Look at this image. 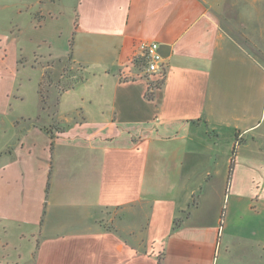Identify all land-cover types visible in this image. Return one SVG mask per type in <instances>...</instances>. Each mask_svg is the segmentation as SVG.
<instances>
[{"label": "crops", "instance_id": "1", "mask_svg": "<svg viewBox=\"0 0 264 264\" xmlns=\"http://www.w3.org/2000/svg\"><path fill=\"white\" fill-rule=\"evenodd\" d=\"M67 3L82 76L52 115L36 92L0 123V242L32 264H214L227 236L225 264H264V0H68L32 31ZM141 42L166 66L151 90Z\"/></svg>", "mask_w": 264, "mask_h": 264}, {"label": "rangeland", "instance_id": "2", "mask_svg": "<svg viewBox=\"0 0 264 264\" xmlns=\"http://www.w3.org/2000/svg\"><path fill=\"white\" fill-rule=\"evenodd\" d=\"M67 1L0 0V109L11 107L9 112H0V123H8L26 112L30 114L34 111L41 74L42 78L44 74L51 73L53 81L59 82L58 87H43L44 90H49L46 110L42 112L44 118L54 112L61 90L82 76L81 69L69 61V55L61 57L70 53L71 49L72 15L68 3L63 16L57 21H49L42 29L33 32L28 24L29 21L40 23V20H44L52 10L51 4H64ZM33 37L36 40L42 38L47 44H42L39 48L37 44L29 42ZM25 62L27 66L23 68ZM30 66L36 69H31ZM15 96L21 99L15 100ZM227 240V236L222 237L214 264H225ZM32 244L36 245V241ZM30 249V245L22 243L16 237L2 240L0 264H32L33 252H29Z\"/></svg>", "mask_w": 264, "mask_h": 264}, {"label": "built area", "instance_id": "3", "mask_svg": "<svg viewBox=\"0 0 264 264\" xmlns=\"http://www.w3.org/2000/svg\"><path fill=\"white\" fill-rule=\"evenodd\" d=\"M138 54L134 57V61H138L137 65L142 69V77L150 84L162 82L165 77V62L158 52V44L156 42H141L138 45ZM158 77L155 82H152L154 77Z\"/></svg>", "mask_w": 264, "mask_h": 264}, {"label": "trees", "instance_id": "4", "mask_svg": "<svg viewBox=\"0 0 264 264\" xmlns=\"http://www.w3.org/2000/svg\"><path fill=\"white\" fill-rule=\"evenodd\" d=\"M71 46V44H70ZM71 50V49H70ZM70 60H71V52L69 53V57H68ZM134 65H139V62L138 61H134L133 62ZM76 83H78V81H75ZM75 82H72L71 84H69L68 86H66V88H63L61 90V93L62 94L63 92L67 91V90H70L74 87V85L76 84ZM58 83L59 82H54L52 77H51V73H46L42 76L40 82L38 83V95L40 97V102H41V107H42V110H46V104H47V101H48V98L49 96L47 95L48 93V88H50L51 86H55V87H58ZM161 83H156V86L160 85ZM47 86L48 88H46V90L43 89L44 86ZM152 87V85H150V88ZM59 102V98L57 99V102H56V106ZM51 175V167H50V171H49V177ZM193 205H196V204H193ZM189 215V212H187V214L185 215V218H187ZM179 225V222H175V226H178ZM163 257H164V254L163 253H160L157 257V264H162V260H163Z\"/></svg>", "mask_w": 264, "mask_h": 264}]
</instances>
